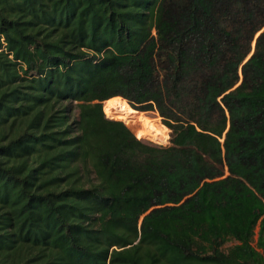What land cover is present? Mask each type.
I'll return each instance as SVG.
<instances>
[{
  "label": "trees",
  "instance_id": "16d2710c",
  "mask_svg": "<svg viewBox=\"0 0 264 264\" xmlns=\"http://www.w3.org/2000/svg\"><path fill=\"white\" fill-rule=\"evenodd\" d=\"M0 264H264V0H0Z\"/></svg>",
  "mask_w": 264,
  "mask_h": 264
},
{
  "label": "rangeland",
  "instance_id": "374dc122",
  "mask_svg": "<svg viewBox=\"0 0 264 264\" xmlns=\"http://www.w3.org/2000/svg\"><path fill=\"white\" fill-rule=\"evenodd\" d=\"M108 104L111 107L120 108V109L108 111L107 104L105 103V108H106L105 113H106L107 117L122 120V121H123V119H126V118H134V115L130 114L129 112H127L125 110V108L123 106V99L122 98L120 99L117 97L116 99L109 100ZM103 106H104V104H103ZM144 113L147 116L144 118H147L150 120V122L154 125V129H153V131H151V133H149L148 127H147L146 123H144V118H142V120L140 121V124H137L136 128H138V134L139 135H140V133H139L140 130L144 129V134L146 137H144L142 135H140V136L148 139L149 141L146 139H141V140L146 142V143H149L151 141L150 144H153V145H156V144L162 145V146L168 145L171 132L166 126H164L162 124L161 118L158 115V113L155 111L144 112ZM132 131L135 134L134 129ZM229 244H231V243H228L227 245H229Z\"/></svg>",
  "mask_w": 264,
  "mask_h": 264
}]
</instances>
